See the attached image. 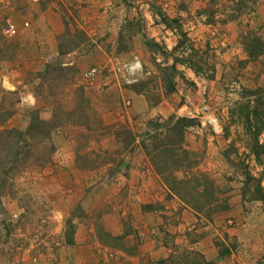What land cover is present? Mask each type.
I'll list each match as a JSON object with an SVG mask.
<instances>
[{
  "label": "rangeland",
  "instance_id": "rangeland-1",
  "mask_svg": "<svg viewBox=\"0 0 264 264\" xmlns=\"http://www.w3.org/2000/svg\"><path fill=\"white\" fill-rule=\"evenodd\" d=\"M134 21L140 31L132 36L127 24ZM245 36L264 44V0H0L4 126L23 130L33 113L57 125L49 160L26 164L13 179L14 197L0 199V264H84L82 243L91 255L93 228L103 229L113 197L125 198L120 188L111 197V182L126 175L130 161L148 162L138 141L158 116L194 120L183 144L196 162L192 172L206 175L227 204L208 216L186 208L194 219L188 231L155 227L169 251L160 259L195 251L214 264H264V209L254 199L257 184L264 191V153L253 155L238 119L241 106L256 105L264 118V52L248 58ZM47 64L60 69L50 85L38 76ZM170 66L165 80L162 69ZM119 129L131 131L134 143L118 140ZM257 141L264 150V130ZM131 209L122 221L129 229L141 220L139 207ZM76 231L79 245L71 246ZM192 239L204 240L201 251L189 248ZM103 252H94L95 263L111 264Z\"/></svg>",
  "mask_w": 264,
  "mask_h": 264
},
{
  "label": "trees",
  "instance_id": "trees-1",
  "mask_svg": "<svg viewBox=\"0 0 264 264\" xmlns=\"http://www.w3.org/2000/svg\"><path fill=\"white\" fill-rule=\"evenodd\" d=\"M158 16L161 17V14L159 13ZM160 20L165 23V17L160 18ZM171 22H173V19H171ZM127 28H131L132 36H135L140 31L139 22L128 23ZM119 39H122V35H119ZM144 43L154 52L162 51L154 41L145 40ZM242 45L248 58H254L257 54L260 55L264 52V44L255 37H243ZM69 48L67 47V50ZM175 48L176 46L173 47V51ZM55 66L47 64L38 75L49 85L58 78L53 75L60 70ZM162 72L163 79L167 80L168 72H174V67L170 66L169 70L162 69ZM135 86L131 85L130 90L134 94L142 95ZM254 93V91H248L250 95ZM256 106V109L251 111L248 110V106H241L238 112L239 124L249 133V148L255 157L264 153L263 148L257 141V137L264 130V118L261 109ZM31 117L30 122L23 130H17L5 127L7 117L0 115V199L5 196L14 197L13 179L26 164L31 163L41 167L49 160L54 151L51 133L57 125H54L50 120L38 117L35 113ZM193 125L194 120L184 116H168L165 119L158 116L149 119L146 122V128L153 131L142 133L138 145L153 172L164 186L166 198L177 199L195 215L204 213L208 216L227 209V204L220 201V194L206 175L196 171L192 172L196 167V162L185 150L183 144L185 129ZM115 137L118 140L123 138V143L129 146L134 143L135 135L127 129H119ZM177 173L184 175L177 177ZM244 177L245 179L250 178L247 174H244ZM255 189L257 195L254 199L260 201L264 209V191L262 192L258 184ZM140 209L143 213H149L154 210V207L144 205L140 206ZM93 236L101 246L109 249L113 247L126 252L122 242L124 234L112 237L101 228H93ZM133 251L134 248L127 252L132 253ZM226 255H228V252L224 251L222 255L217 256V259ZM157 264H214V260H206L202 254L195 251H183L181 254L171 253L166 258L159 259Z\"/></svg>",
  "mask_w": 264,
  "mask_h": 264
},
{
  "label": "crops",
  "instance_id": "crops-1",
  "mask_svg": "<svg viewBox=\"0 0 264 264\" xmlns=\"http://www.w3.org/2000/svg\"><path fill=\"white\" fill-rule=\"evenodd\" d=\"M70 165H72V162L70 164L68 163L67 166ZM112 184L114 186H111V197L113 194L120 195V193H123L120 189H125V198L123 201H116L117 198L113 197L114 200L111 201V214L101 216V222L103 230L112 237H118L124 234L122 242L126 252L113 247H111V249L102 248L95 240V242L92 243L93 247L90 255V251H87L89 245L84 244L83 246L82 243L81 247L83 249L81 248V250L88 254L82 260L84 264H96V253L94 252L97 251L101 253L104 251L103 254H108L103 255L104 260L107 262L106 257L109 256L111 258V264L152 263V261H157L162 258V254L165 253V251L169 252L165 249L163 243L156 239L155 227L161 225L162 229H166L170 234L179 233L183 230L188 231L189 228L192 227L194 219H192L191 213L184 208L177 199L166 198V190L148 162L143 163V161L140 160H135V162L130 161L127 166L126 175L119 174L116 182H111V185ZM118 203H122V206ZM144 205L153 206V213H143L140 210V206ZM134 206L139 207L137 214L140 213L141 216V220H139L140 225L133 227V229H129L126 225L122 224V221H124L123 218H127V222L130 216L132 217L129 208H132L131 210L136 212ZM149 214H155L154 219L151 221L147 219ZM107 219H110L111 225H105V220ZM124 227L128 228L127 232H125ZM77 236L78 231H76L73 236V243L71 246L79 245ZM179 236L180 235H178V237ZM195 240L189 243V245H191L189 248L201 251L200 244L204 240L199 239L196 242ZM87 242L88 241H86V243ZM100 248L102 250H100ZM133 248L134 251L132 253L127 252L129 250L131 251Z\"/></svg>",
  "mask_w": 264,
  "mask_h": 264
},
{
  "label": "built area",
  "instance_id": "built-area-1",
  "mask_svg": "<svg viewBox=\"0 0 264 264\" xmlns=\"http://www.w3.org/2000/svg\"><path fill=\"white\" fill-rule=\"evenodd\" d=\"M4 32H5V34H7L9 36L14 33L13 25L11 23V20H9V19L6 20V28H5ZM137 66H138L137 63H135L133 65V67L129 68V70L136 69ZM94 73H95L94 70H90V71L86 72L83 76L88 78L89 76H92Z\"/></svg>",
  "mask_w": 264,
  "mask_h": 264
}]
</instances>
